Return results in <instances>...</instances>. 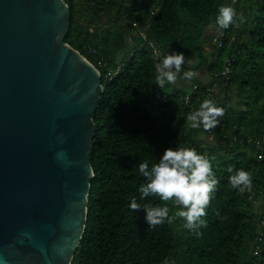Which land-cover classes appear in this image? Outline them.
<instances>
[{
  "label": "trees",
  "instance_id": "1",
  "mask_svg": "<svg viewBox=\"0 0 264 264\" xmlns=\"http://www.w3.org/2000/svg\"><path fill=\"white\" fill-rule=\"evenodd\" d=\"M65 1L70 18L64 40L97 66L103 85L92 115L86 222L70 264H264V213L258 202L264 197V156L257 157L254 142L264 146V0ZM218 3L229 4L235 15L223 28L222 45L212 59V37L221 28L210 21ZM239 4H245L242 23ZM149 41L163 53L182 52V72L201 68L211 75L207 83L192 80L197 88L189 103L180 97L186 90L173 84L167 101L155 96ZM205 42L211 45L209 57L203 52ZM192 53L198 58L195 64ZM226 59L230 71L224 76L220 71ZM121 62L119 72L108 79L105 72ZM213 83L217 94L227 91L228 96L209 138L207 129L190 127L186 116ZM173 146H190L208 157L218 181L198 233L183 228L179 217L149 226L142 208L128 207L133 196L141 206L167 203L170 214L180 207L154 195L141 199L137 190L144 181L137 164L150 165ZM229 165L250 172V189L231 187Z\"/></svg>",
  "mask_w": 264,
  "mask_h": 264
},
{
  "label": "water",
  "instance_id": "2",
  "mask_svg": "<svg viewBox=\"0 0 264 264\" xmlns=\"http://www.w3.org/2000/svg\"><path fill=\"white\" fill-rule=\"evenodd\" d=\"M65 0H0V264H70L86 222L100 71Z\"/></svg>",
  "mask_w": 264,
  "mask_h": 264
},
{
  "label": "clouds",
  "instance_id": "3",
  "mask_svg": "<svg viewBox=\"0 0 264 264\" xmlns=\"http://www.w3.org/2000/svg\"><path fill=\"white\" fill-rule=\"evenodd\" d=\"M234 9L227 3H218L216 12L210 23L220 28H227L234 22ZM242 20L243 17L241 16ZM184 63V54L176 50L157 53V60L154 65V83L162 88L166 83L170 84L177 79L179 74L185 79H191L193 70L181 71ZM224 109L214 104L210 99H204L199 107L189 112L186 116L189 126L193 128H212L217 124L216 117L223 114ZM137 170L144 178L139 184L138 192L141 199L145 196H156L160 201L171 200L173 205H180L170 214L167 203L162 205L141 206L133 196L129 200L130 209H143L144 221L149 226L162 223H173L179 217L182 218V227L195 230L198 233L199 227L206 221L205 209L209 203L211 194L215 191L218 183L212 170L210 159L197 152L190 146L165 147L158 159L150 165L147 161H140ZM229 173L227 179L231 187L237 191L250 189L252 185L251 174L243 168L233 170L231 165L227 166ZM164 264H169L167 260Z\"/></svg>",
  "mask_w": 264,
  "mask_h": 264
},
{
  "label": "built area",
  "instance_id": "4",
  "mask_svg": "<svg viewBox=\"0 0 264 264\" xmlns=\"http://www.w3.org/2000/svg\"><path fill=\"white\" fill-rule=\"evenodd\" d=\"M232 1H237V0H232ZM133 25H135V22H133ZM142 35H144L143 32L139 31ZM134 34H136V32H134ZM225 35V32H224V29L221 28L218 30L217 33H215V35H213L212 37V42L214 43V45H216V50H214V53L212 54V59H214L215 57H217L218 55V48L221 47L222 43H221V38ZM127 38L130 40L131 39V34H129L127 36ZM149 44V47L151 49V53H152V56H153V60H154V65L156 63V60H157V53H163V51L161 50L160 46L154 44L152 41H149L148 42ZM131 51H129L128 53V57L131 55ZM121 63H119L113 70H107L105 72V76L110 79L112 78L117 72H119L120 68H121ZM230 71V67H229V63H228V59L225 60V63L224 65L222 66V69L220 71V73L224 76H227V73ZM197 88V84L196 83H193L192 86H191V89L186 91L185 93L181 94L180 97L183 99V101L185 103H189V100H190V94L192 93V91L194 89ZM217 88L215 86H208L207 87V94L205 96V99H210L213 101L214 104H217L219 106H222V101L226 99V97L228 96V92L227 91H224L223 94L219 95L217 94ZM154 94L157 98H159L161 101H167L169 99V96H168V93H167V90L164 89V86L162 88H158V86H154ZM217 118V117H216ZM207 134H208V137L211 138L213 133H212V130L210 128H208L206 130ZM248 140H251V139H248ZM255 144H256V147L258 148L257 149V152H256V155L258 158H262L264 156V146H262L261 142L258 140V139H255ZM264 201V200H263ZM263 201H261V208H260V211H262V213H264V204H263ZM261 216V215H260ZM261 218V217H260ZM259 218V222L262 223L263 219H260ZM257 246L256 245V249H257ZM256 252V251H254Z\"/></svg>",
  "mask_w": 264,
  "mask_h": 264
},
{
  "label": "rangeland",
  "instance_id": "5",
  "mask_svg": "<svg viewBox=\"0 0 264 264\" xmlns=\"http://www.w3.org/2000/svg\"><path fill=\"white\" fill-rule=\"evenodd\" d=\"M236 7H237L236 8L237 17L239 18V20L242 23V22H244V11L243 10L245 9V4H239ZM241 16L243 17L242 20L240 19ZM210 48H211V45H209L208 42L203 43V52L208 57L210 56ZM194 56H195L194 53H192L191 54V57H192L191 60L195 64V63H197L198 58L197 57L194 58ZM188 69H191L194 72V75L191 79H185L178 74L177 79L174 82H172L170 84L167 83L166 85H164V89H166L167 91L170 90L171 85L173 84L179 88H182V89L188 91L191 89L192 80H197V81L202 82V83H207L211 80V75L205 69H201V68H188ZM213 86H216V83H213ZM232 101L233 102L235 101L234 95H233ZM199 138H204V136L202 134H199ZM263 200H264V197H260L258 199V202H261Z\"/></svg>",
  "mask_w": 264,
  "mask_h": 264
},
{
  "label": "flooded vegetation",
  "instance_id": "6",
  "mask_svg": "<svg viewBox=\"0 0 264 264\" xmlns=\"http://www.w3.org/2000/svg\"><path fill=\"white\" fill-rule=\"evenodd\" d=\"M203 35H208L206 32H203ZM215 35V34H214ZM206 40V39H205Z\"/></svg>",
  "mask_w": 264,
  "mask_h": 264
},
{
  "label": "crops",
  "instance_id": "7",
  "mask_svg": "<svg viewBox=\"0 0 264 264\" xmlns=\"http://www.w3.org/2000/svg\"><path fill=\"white\" fill-rule=\"evenodd\" d=\"M210 45V44H209Z\"/></svg>",
  "mask_w": 264,
  "mask_h": 264
}]
</instances>
